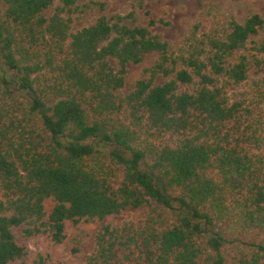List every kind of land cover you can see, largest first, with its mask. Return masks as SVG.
<instances>
[{"label":"trees","instance_id":"trees-1","mask_svg":"<svg viewBox=\"0 0 264 264\" xmlns=\"http://www.w3.org/2000/svg\"><path fill=\"white\" fill-rule=\"evenodd\" d=\"M147 1L0 0V264L77 256L128 212L87 264H264V18L174 47Z\"/></svg>","mask_w":264,"mask_h":264},{"label":"rangeland","instance_id":"rangeland-1","mask_svg":"<svg viewBox=\"0 0 264 264\" xmlns=\"http://www.w3.org/2000/svg\"><path fill=\"white\" fill-rule=\"evenodd\" d=\"M134 2L135 0H109L110 11L126 14L132 10ZM147 10L150 11L152 18L163 20L165 23L157 27L154 32L174 47H179L192 26L198 22L201 23L202 31L210 32L217 26H226L231 18L244 22L254 13H259L264 18V0H148ZM96 19L97 14L86 15L74 24L73 30L79 31L93 24ZM157 59L158 55L152 54L146 56L142 64L129 66L126 87L122 95L131 93L137 82L146 78L147 70ZM261 74L264 76V70ZM143 218V212H128L119 217L93 223L86 231L90 237L79 245L80 253L73 256L64 248H58L54 263L87 264L89 257L95 251V236L101 229L107 226L120 227L125 223L138 222ZM29 246L34 252L39 249L35 241H30Z\"/></svg>","mask_w":264,"mask_h":264}]
</instances>
